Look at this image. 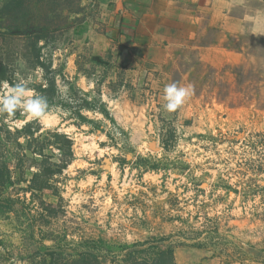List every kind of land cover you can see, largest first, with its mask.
Returning <instances> with one entry per match:
<instances>
[{
	"label": "rangeland",
	"instance_id": "rangeland-1",
	"mask_svg": "<svg viewBox=\"0 0 264 264\" xmlns=\"http://www.w3.org/2000/svg\"><path fill=\"white\" fill-rule=\"evenodd\" d=\"M79 2L0 0V95L5 83L24 79L49 104L42 121L20 111L0 114V160L12 171L0 191V264H264L263 41L249 32L230 37V46H244V61L217 70L190 55L195 128L181 127L164 109L151 111L133 132L109 117L98 91L87 95L66 71ZM36 25L47 28V40L38 42L47 70L30 67L24 56L25 34ZM78 65L89 77L95 72L86 58ZM42 82L47 86L39 89ZM106 91L110 97L116 90ZM83 106L108 122L89 124L79 117ZM26 123L36 154L14 149L3 132ZM53 132L71 138L70 157L53 145ZM40 149L50 162L69 159L47 178L53 195L29 190L12 167L21 154L22 163L40 162ZM40 200L54 206L43 209Z\"/></svg>",
	"mask_w": 264,
	"mask_h": 264
},
{
	"label": "crops",
	"instance_id": "crops-1",
	"mask_svg": "<svg viewBox=\"0 0 264 264\" xmlns=\"http://www.w3.org/2000/svg\"><path fill=\"white\" fill-rule=\"evenodd\" d=\"M79 5L74 14L78 22L69 31L66 71L76 78L74 86L87 95L98 91L96 98L108 104L109 117L133 132L151 111L164 110L166 85L193 87L191 54L200 64L217 70L244 61V46H230V37L238 41L249 32L264 43V0H80ZM84 58L94 74L103 72L96 82L91 78L94 74L89 77L81 71L78 64ZM173 70L178 72L176 81ZM72 85L68 83L67 88ZM46 86L42 82L38 88ZM111 86L116 91L109 97L104 92ZM82 110L79 117L91 120L89 124L97 119L108 122L101 111L86 106ZM171 113L181 127L190 122L195 128L193 93ZM261 117L264 120V112ZM93 134L101 132L93 130ZM36 171L31 164L22 171L21 180L30 183Z\"/></svg>",
	"mask_w": 264,
	"mask_h": 264
},
{
	"label": "trees",
	"instance_id": "trees-1",
	"mask_svg": "<svg viewBox=\"0 0 264 264\" xmlns=\"http://www.w3.org/2000/svg\"><path fill=\"white\" fill-rule=\"evenodd\" d=\"M17 6L21 11H23V12L26 11L25 5L18 4ZM55 6H57L56 3L52 4L51 8H54ZM13 12L14 11H12V10H6L5 9V13L7 15L8 14L13 15L14 14ZM1 14H3V13H1ZM14 21L19 22L18 18H15ZM36 27H37L36 28L37 31H32V32L25 34L27 41H28V44H29L28 54H30V55L25 53L24 56L26 58L27 63L30 66H34L37 64V65L41 66L42 68H44L45 70H47L48 66H45L43 61L40 59V51H39L40 49L38 46V42L40 40H47L46 39L47 28H46V26H43V25L42 26L36 25ZM12 29L14 30L15 27L11 28V30ZM1 33H4V32H1ZM50 87L52 89V85ZM3 132H4L6 138H9V136H10L12 138V140L14 141V149L18 150L19 152H21L20 150L26 149V150H28L30 152H34V154H36V151L34 150L36 148L34 146H32V142L36 141V137H34V132H33L30 125L26 124L20 130H15L14 132H11L10 130H3ZM52 134L55 137L53 145L58 150L62 151V154L67 153V154H69V157H70L71 145H72L71 139H69L65 134H62V133L53 132ZM20 137H24L26 139L25 144H22L18 141V139ZM39 154L42 156V160L40 162H34V161L28 159L27 162H25V163H22V161L26 158V155L21 154V157L16 159V163H13L12 167L17 168L18 179L21 180L22 171L25 168L29 167L31 164H34L37 167V171L33 174L32 178L30 180V183H28V185H27L28 189L33 191V192H38L41 194L46 193V192L54 194L55 191L51 190V186H49V184L47 183V178L50 177L55 172H62L64 170V168H66V166H68L69 159L65 160L64 158H61L60 163H55V162L48 161L49 157L46 156L45 154H43L42 149L39 150ZM53 166L55 168H53ZM11 173H12V171H11V167L9 166V163L2 162L0 160V191L4 188V186L7 183L11 182ZM39 205L42 208H43V206H45V207H53L54 206V204L47 203L43 200L39 201Z\"/></svg>",
	"mask_w": 264,
	"mask_h": 264
},
{
	"label": "clouds",
	"instance_id": "clouds-1",
	"mask_svg": "<svg viewBox=\"0 0 264 264\" xmlns=\"http://www.w3.org/2000/svg\"><path fill=\"white\" fill-rule=\"evenodd\" d=\"M6 89L3 95H0V114H6L11 117L17 111L27 115L30 119L42 121L46 115L49 104L44 96L36 95L28 86V81L20 79L14 84H4ZM64 90H61L63 94ZM193 89L191 85L178 86L173 82L164 88V109L168 112H174L181 107L191 97Z\"/></svg>",
	"mask_w": 264,
	"mask_h": 264
}]
</instances>
